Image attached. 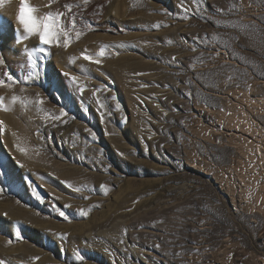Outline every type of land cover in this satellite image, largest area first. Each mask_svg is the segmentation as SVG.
Instances as JSON below:
<instances>
[{
	"label": "rangeland",
	"instance_id": "obj_1",
	"mask_svg": "<svg viewBox=\"0 0 264 264\" xmlns=\"http://www.w3.org/2000/svg\"><path fill=\"white\" fill-rule=\"evenodd\" d=\"M29 3L83 35L37 51L25 83L38 36L17 43L19 0L0 4V79L20 81L0 86V262L264 264V172L215 125L236 95H264V0ZM244 171L257 183L232 188Z\"/></svg>",
	"mask_w": 264,
	"mask_h": 264
},
{
	"label": "bare ground",
	"instance_id": "obj_2",
	"mask_svg": "<svg viewBox=\"0 0 264 264\" xmlns=\"http://www.w3.org/2000/svg\"><path fill=\"white\" fill-rule=\"evenodd\" d=\"M12 13L13 12H11V14ZM250 95H251L250 89H248V91H246L242 95L240 94L236 95V98H234L232 101L229 100L228 102H226L225 107H224L225 110L223 112L217 113V119H216L215 125L219 126L220 130H222L223 126H227L228 127L227 131H231L230 138L231 140L236 142L238 156L240 157V160L244 162L246 167L250 166L249 167L250 169L257 168L258 171L264 172V151L262 149L263 146H262V139H261V137L263 136V133L261 132L254 118H252L251 116L253 108H256L258 111L264 112V95L258 100L254 98L252 99ZM9 118L6 115L3 116L4 123H7L8 125H10L11 120ZM214 130H217V129H214V128L198 129L199 133L207 138L212 137V132ZM244 134H247V135L250 134L252 135V137L257 138L258 140L254 141ZM253 163L257 167L252 165ZM230 180H231V183H230L231 187L235 188L236 190L240 188L244 190H249L251 184L255 185V183H257V179H253V177L250 176V172H246V171H244V173L243 172L237 173V175L233 174L232 179ZM258 191L259 189H257L255 192L253 203L261 199V196ZM240 195L243 197L242 193H240Z\"/></svg>",
	"mask_w": 264,
	"mask_h": 264
},
{
	"label": "snow or ice",
	"instance_id": "obj_3",
	"mask_svg": "<svg viewBox=\"0 0 264 264\" xmlns=\"http://www.w3.org/2000/svg\"><path fill=\"white\" fill-rule=\"evenodd\" d=\"M3 0H0V4H2ZM84 3L87 4L88 0H84ZM50 6V5H49ZM65 8H67L69 11H71L72 5L66 4L64 5ZM38 9L33 7L29 0H19V8L18 12L16 14V21L23 29V35L20 33V29H17V43H20L21 39L28 38L31 36H38L39 40V46L37 48H34L31 52H28L27 49L25 50L27 53V61H28V67L33 69L34 71H30L28 75L25 77L24 82L27 83L29 81L34 80L35 78H38L39 73L35 71L37 68L36 61L34 58L35 53L38 51L40 53L47 54L48 48H50L53 44L56 46H59L61 43V37H63V47L68 48L69 45L72 43V36L71 33H75V38L78 40L81 35H83V32L76 29L75 20L74 18L68 22V24L62 23V17L64 16V13L62 12H47L44 15H38L37 14ZM98 55L103 56V51L99 52ZM83 59L86 61H89L91 63L99 64L100 60H94L89 55H83ZM175 59V58H173ZM3 63L2 58H0V64ZM3 77L5 79H0V86H9L11 87L14 83H19L20 81L14 77L9 72H4ZM65 76H68V73H64ZM70 80L75 83L76 77H70ZM95 94V93H94ZM39 95V94H38ZM3 97H0V110L7 111L9 110L5 105L3 104ZM17 100V97L14 95L12 97V101L15 102ZM44 101L41 99L38 101V103L42 104ZM67 112L64 109H61L60 116H66ZM56 117H53L55 119ZM2 124V122H0ZM20 151L24 152L25 149H20ZM22 167V165H20ZM79 189H77L78 191ZM64 207H69V205H65ZM62 217L67 219L65 216V213L63 211H60L59 213ZM81 215H86V213L83 212V210H80ZM64 238V237H62ZM77 260H83L84 258L77 254L76 257ZM0 264H3V262H0Z\"/></svg>",
	"mask_w": 264,
	"mask_h": 264
}]
</instances>
